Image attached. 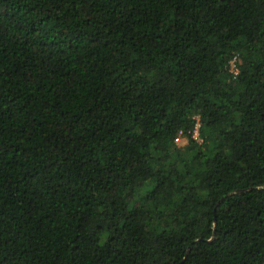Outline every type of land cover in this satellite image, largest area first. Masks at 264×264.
Listing matches in <instances>:
<instances>
[{"label": "trees", "instance_id": "16d2710c", "mask_svg": "<svg viewBox=\"0 0 264 264\" xmlns=\"http://www.w3.org/2000/svg\"><path fill=\"white\" fill-rule=\"evenodd\" d=\"M0 264H264V0H0Z\"/></svg>", "mask_w": 264, "mask_h": 264}, {"label": "built area", "instance_id": "2783aa9c", "mask_svg": "<svg viewBox=\"0 0 264 264\" xmlns=\"http://www.w3.org/2000/svg\"><path fill=\"white\" fill-rule=\"evenodd\" d=\"M231 63H233V69L235 68V70H232V72L234 73V74H236L237 73V68H236V65H235V58L232 60V62ZM198 127H199V123H198V121L196 122V124H195V128H194V130H193V132H192V137H193V139H195V140H198V141H201L200 140V137H199V132H198ZM186 140H185V138H182V137H180V136H178V137H176L175 138V142L176 143H178V144H182V143H184Z\"/></svg>", "mask_w": 264, "mask_h": 264}, {"label": "rangeland", "instance_id": "374dc122", "mask_svg": "<svg viewBox=\"0 0 264 264\" xmlns=\"http://www.w3.org/2000/svg\"><path fill=\"white\" fill-rule=\"evenodd\" d=\"M232 61H230V70L232 69V70H235V68L233 69L232 67H233V63H231ZM231 70V71H232Z\"/></svg>", "mask_w": 264, "mask_h": 264}]
</instances>
